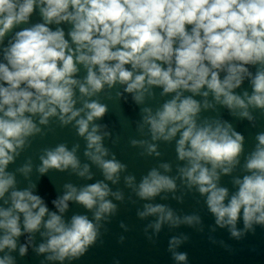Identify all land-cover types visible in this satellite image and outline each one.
Here are the masks:
<instances>
[{"label": "clouds", "instance_id": "clouds-1", "mask_svg": "<svg viewBox=\"0 0 264 264\" xmlns=\"http://www.w3.org/2000/svg\"><path fill=\"white\" fill-rule=\"evenodd\" d=\"M37 12L40 20L33 23ZM245 82L251 93H238ZM157 89L161 102L153 107L148 101L156 100ZM101 96L124 103L130 97L138 109L136 130L150 137L129 140L131 147L143 149L139 156L160 157L156 142H175L176 158L184 162L179 178L206 197L216 226L227 227L237 240L255 233L256 225L264 229V131L256 133L246 154V137L231 122L201 115L219 106L252 127L254 111L264 117V0H0V264H16L11 253L22 235L21 257L31 246L59 264H75L103 242L100 221L117 212L107 198L123 200L107 183L80 188L64 183L51 200L55 210L35 182L17 187V173L29 179L34 167L41 177L71 170L91 180L90 165L81 166L77 155L79 143L71 149L66 143L43 148L38 165L29 157L8 170L36 137L71 126L86 141L84 156L105 180L118 183L127 165L114 154L105 159L109 149L103 141L111 131L99 121L110 108ZM237 167L246 174L233 178L236 190L230 195L218 185L222 174L231 175ZM159 169L168 173L172 167L160 163L138 185L128 175L126 185L144 201L174 193L176 178ZM70 202L91 211L93 219L76 214L66 220ZM137 215L158 217L148 225L153 235L145 229L153 244L164 224H201L199 215L181 218L161 204L145 203ZM239 221L243 230L237 229ZM36 233L44 241L38 246ZM187 239H169L175 264H189L188 254L176 250Z\"/></svg>", "mask_w": 264, "mask_h": 264}]
</instances>
